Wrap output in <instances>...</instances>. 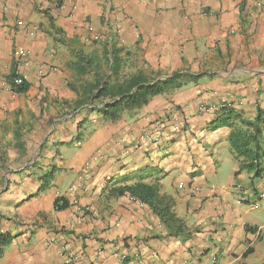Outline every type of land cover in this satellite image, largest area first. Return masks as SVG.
<instances>
[{"label":"crops","instance_id":"0c3cea01","mask_svg":"<svg viewBox=\"0 0 264 264\" xmlns=\"http://www.w3.org/2000/svg\"><path fill=\"white\" fill-rule=\"evenodd\" d=\"M256 2L264 4L0 0V82L18 71L28 85L22 94L0 88V230L11 238L0 264H264V174L253 179L229 144L258 111L264 140V7ZM94 35L105 38L90 41ZM17 47L29 66L18 62ZM107 48L119 78H200L105 121L94 110L101 102L90 105V85L110 75ZM201 105L213 109L202 113ZM224 109L238 118L213 129ZM145 133L157 141L143 142ZM140 170L172 199L189 237L168 235L146 205L109 196ZM57 198L69 206L55 210Z\"/></svg>","mask_w":264,"mask_h":264},{"label":"trees","instance_id":"16d2710c","mask_svg":"<svg viewBox=\"0 0 264 264\" xmlns=\"http://www.w3.org/2000/svg\"><path fill=\"white\" fill-rule=\"evenodd\" d=\"M104 55L111 57V59L105 61V66L108 67L110 75H103L94 79V82L90 85V100H92L90 105H93V100L100 101L102 107L94 110L101 114L103 120L109 122L117 121L122 113L140 110L153 97L178 91L200 78V76L186 73H174L167 79L160 80L158 77L148 78L142 72L128 78H119L115 51L108 48L104 49ZM14 76V73H12L7 77L11 91L15 94L25 93L28 85L15 86ZM81 105L77 104L76 109ZM223 111L225 112V118L213 125V129L230 126V121L238 118V115H235L230 109H224ZM261 124L262 116L261 112L258 111L254 122L241 121V125L245 129L233 130L229 137V144L236 157L243 160L242 169L252 174L253 179H260L264 174V167L260 165V163H264V151L262 149L264 140L261 142L263 131ZM145 172L147 171L140 170L130 179L124 177L127 182L134 179L135 182L122 186H113L109 190V196L115 198L128 196L133 201L146 205L164 225L168 235L189 237L190 233L184 223L175 217L173 213L172 199L160 193V187L157 182L147 183L146 179L150 176ZM51 178L52 173H45L42 178V186L44 188L48 185ZM68 206L69 203L64 198L55 200V210H64ZM10 240V237L1 235L0 248L9 244Z\"/></svg>","mask_w":264,"mask_h":264},{"label":"built area","instance_id":"2783aa9c","mask_svg":"<svg viewBox=\"0 0 264 264\" xmlns=\"http://www.w3.org/2000/svg\"><path fill=\"white\" fill-rule=\"evenodd\" d=\"M254 6H255V8H257V9H260V8L264 7V4L261 3V2H256V3L254 4ZM58 8H59V9H62V6L60 5ZM74 9H75V8L72 7L71 10L73 11ZM16 26H17L19 29H21V30H22V29H23V30L26 29V26H25V24H24L22 21H18V22L16 23ZM35 32H36V27L33 26L32 28H30L29 30L26 31V34H27V36H28L29 38H33V37L35 36ZM103 38H105L104 35H94V36H92V37L90 38V41L97 42V41H100V40L103 39ZM28 54H29V53H28L25 49H23L22 47H17L16 50H15V55H16V58H17L18 62H19L22 66H24V67L29 66ZM44 71H45V69H44L42 66L38 67V68H37V75H38L39 77H41V76L44 74ZM14 75H15V76H14V80H13V81H14V85H15V86H23V85H25V83H26V77H25V76H23L22 74H20L18 71H16ZM3 87H8L9 89H11V87H10V85H9V83H8V81H7V79L2 80V81L0 82V88H3ZM221 108H225V106L222 105ZM212 109H213V107H211V106H204V105H201V106L199 107L198 110H199L200 112H202V113H207V112L211 111ZM171 130H172L173 132H179V131L181 130V124H180V122L176 123L175 125H172V126H171ZM153 132H154V133H159L158 128H154V129H153ZM141 138H142V141H143V142L150 140V141H152L153 143H155V142L157 141V139H155V138H150L149 133H145V134H143V136H142ZM94 159L96 160V158H94ZM87 166H88V165H86V167H87ZM86 167H84V168L87 169ZM79 179H81V177H79ZM74 189H75V187H74V186H71L70 191L72 192V191H74ZM130 199H131V198H130ZM258 199H259V200H264V193H260V194H258ZM131 200H132V199H131ZM132 201H133V200H132ZM236 203L240 204L241 201H237ZM72 205H73L74 207L77 208V211H78V213H79L81 216H85V215H86V213H87L86 210L83 209L82 207L78 206V204H77V202H76L75 200L72 201ZM252 206L255 207V208L257 207L256 204H253ZM1 235H2V231L0 230V236H1ZM120 259H121V260H125V257H124V256H121Z\"/></svg>","mask_w":264,"mask_h":264},{"label":"water","instance_id":"95a60500","mask_svg":"<svg viewBox=\"0 0 264 264\" xmlns=\"http://www.w3.org/2000/svg\"><path fill=\"white\" fill-rule=\"evenodd\" d=\"M164 79H166V78H161V80H164Z\"/></svg>","mask_w":264,"mask_h":264},{"label":"rangeland","instance_id":"374dc122","mask_svg":"<svg viewBox=\"0 0 264 264\" xmlns=\"http://www.w3.org/2000/svg\"><path fill=\"white\" fill-rule=\"evenodd\" d=\"M103 64L106 65L105 62H104ZM101 69H102V68H101Z\"/></svg>","mask_w":264,"mask_h":264}]
</instances>
